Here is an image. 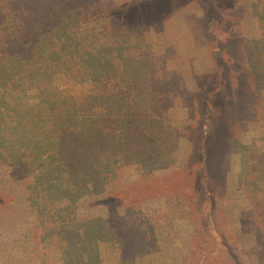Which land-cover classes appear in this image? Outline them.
<instances>
[{"label": "trees", "instance_id": "1", "mask_svg": "<svg viewBox=\"0 0 264 264\" xmlns=\"http://www.w3.org/2000/svg\"><path fill=\"white\" fill-rule=\"evenodd\" d=\"M186 46L212 69L171 66ZM190 130L194 167L130 199L121 163L153 182ZM2 173L0 228L31 216L37 249L0 264H264V0H0Z\"/></svg>", "mask_w": 264, "mask_h": 264}, {"label": "rangeland", "instance_id": "2", "mask_svg": "<svg viewBox=\"0 0 264 264\" xmlns=\"http://www.w3.org/2000/svg\"><path fill=\"white\" fill-rule=\"evenodd\" d=\"M171 29L176 30V27L175 26L170 27V30ZM176 31L179 32L180 34L182 32V30L180 29ZM181 36L183 37V34H181ZM181 42L182 41H176L177 43L176 46L180 47ZM185 48L186 49L184 50L180 49L179 53H176V55L173 56L172 59L170 58L171 66H177V68H180V70L186 69L185 67H188L194 70H202L201 72H203L204 70L209 71L210 69H212V65H208L207 61H205L206 55L204 52L195 53L192 46H186ZM184 52L185 54L194 56V58H192V61H191V64L193 65L192 67L190 66L189 63H186L184 59L185 58ZM183 60L185 62H183ZM211 82L212 81H207V85L209 86ZM173 103L174 105L172 108V112L170 111V113L176 119H178L180 117L182 108H184L183 106L185 105L183 104L182 99L179 97H176ZM187 121H189L188 123L190 122L193 123V120H187ZM186 128H188L187 125H186ZM187 130L185 132H187ZM191 134H192V131L190 130L188 132V136L179 138L177 140V143L171 152V155H170L171 158H167L168 160H171V163L173 161V164H171L169 167H158L152 170V174L154 176L153 182L144 181L142 179L141 173L139 172V169L135 166L134 163L132 164L125 163V162L121 163L120 168H118L117 174L121 178V181L123 182V184L126 185L125 186L126 192L128 194H131L129 195L130 199L141 198L145 196L148 192L155 193V194H159L163 192L162 194L159 195V196H162L164 195V193H166L165 191L169 189V186L171 184L176 183L174 182L175 180L177 181L178 178H181L182 176H184V174H186L192 167H194L193 164L196 162V160L189 159V156H190L189 148H188L189 141L187 140L191 137ZM199 141H200L199 134L197 133L196 146L198 145ZM0 176H4V174L2 173L0 174ZM174 187L175 189L173 191L175 190L181 191L183 189L181 185L174 186ZM1 198L4 199L5 197L0 196V199ZM234 214H235V210L231 211L230 209H227L226 210L227 221L233 222L234 217H235ZM192 216L193 215L186 214L185 218L192 217ZM1 217H4L3 221H5L4 222L5 225L2 226V228H0V233H1L0 240L3 239L6 241L8 240V238L10 240V236H11V237H15L13 238L15 240L12 244L15 245L17 249L21 251L37 249V244L30 243L29 236L27 238L25 236L26 234L25 235L23 234L25 233L24 231L28 229V226H29L28 224H30L29 221H30L31 216L25 215L23 216V218L18 220L17 223L13 220L9 221L8 219L9 216H7L6 214H3ZM152 217H153L155 225H162L165 221L164 213L159 208H155V210H153ZM184 225H185V221H182L181 227ZM245 241H242L243 243L242 246L245 245ZM3 244H6V243L4 242ZM208 245L209 244H206L205 249H207ZM176 250L177 249L173 250L170 253H168L167 250L165 249H161V251H155L156 252L155 256L157 258L156 264H168V262H173V264H176L177 260L175 262L170 260L171 259L170 257L173 258L174 255H177ZM189 254L191 255L190 256L191 258L188 257L190 258L188 260V264H212V263L219 264V259H218L219 255H216V254L206 255L203 260H200V258L196 255V251H192V252L190 251ZM102 264H114V262L111 258L105 257L104 260L102 261Z\"/></svg>", "mask_w": 264, "mask_h": 264}]
</instances>
